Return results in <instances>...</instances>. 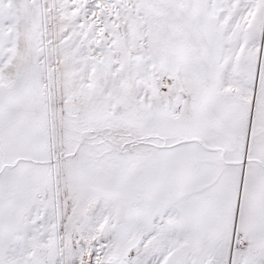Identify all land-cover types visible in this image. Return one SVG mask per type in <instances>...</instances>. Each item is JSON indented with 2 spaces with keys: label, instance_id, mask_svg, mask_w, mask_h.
Returning <instances> with one entry per match:
<instances>
[{
  "label": "snow or ice",
  "instance_id": "6c2138e0",
  "mask_svg": "<svg viewBox=\"0 0 264 264\" xmlns=\"http://www.w3.org/2000/svg\"><path fill=\"white\" fill-rule=\"evenodd\" d=\"M0 264H264V0H0Z\"/></svg>",
  "mask_w": 264,
  "mask_h": 264
}]
</instances>
